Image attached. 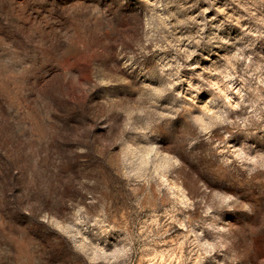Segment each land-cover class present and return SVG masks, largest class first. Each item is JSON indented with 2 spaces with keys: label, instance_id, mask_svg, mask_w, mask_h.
I'll use <instances>...</instances> for the list:
<instances>
[{
  "label": "clouds",
  "instance_id": "obj_1",
  "mask_svg": "<svg viewBox=\"0 0 264 264\" xmlns=\"http://www.w3.org/2000/svg\"><path fill=\"white\" fill-rule=\"evenodd\" d=\"M82 240L264 264V0H0V264Z\"/></svg>",
  "mask_w": 264,
  "mask_h": 264
},
{
  "label": "rangeland",
  "instance_id": "obj_2",
  "mask_svg": "<svg viewBox=\"0 0 264 264\" xmlns=\"http://www.w3.org/2000/svg\"><path fill=\"white\" fill-rule=\"evenodd\" d=\"M169 161H160V168L166 169ZM57 227L64 232L72 233V225L67 223H57ZM164 239L171 240V236H165ZM95 243V242H93ZM80 246L86 252L90 251L91 264H119L120 258L125 255L121 248H111L103 246H94L89 249L87 240L80 241ZM176 258L175 251L168 245L159 244L154 247L145 248L144 251L134 255L133 264H174Z\"/></svg>",
  "mask_w": 264,
  "mask_h": 264
}]
</instances>
